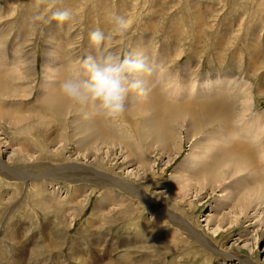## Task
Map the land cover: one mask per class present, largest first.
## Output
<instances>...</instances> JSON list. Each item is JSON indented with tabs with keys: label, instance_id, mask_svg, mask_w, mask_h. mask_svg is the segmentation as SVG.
<instances>
[{
	"label": "rangeland",
	"instance_id": "374dc122",
	"mask_svg": "<svg viewBox=\"0 0 264 264\" xmlns=\"http://www.w3.org/2000/svg\"><path fill=\"white\" fill-rule=\"evenodd\" d=\"M57 9L70 10L71 21L57 23L53 20L51 12ZM116 15H122L128 21L123 33L113 31L112 18ZM0 17V56L5 63L4 69L0 66V82L11 86L15 68L9 63V53L15 49L16 56L20 55L18 61L14 60L15 64L22 63L21 67L27 68L29 73L24 82L32 87L28 98L0 97V111L23 116L18 125L0 121V264H244L245 261H250L247 264H264V235L260 232L263 228L244 217V212L238 214L239 210L231 209V201L236 199V194L219 189L211 193L207 187L194 191L193 186L192 190L189 189L190 183L186 185L189 190L181 196L170 190L172 176L195 143L185 140V128H180L173 120L165 125L168 133L166 143L175 141L181 144L178 157L171 153L174 156L171 162H167L165 157L157 160L156 152L153 154L154 150H159L156 144L154 149L142 148L148 158L147 163L149 160L153 162L152 170L143 180L141 172L139 178L129 173L141 163L142 154L140 156V151L136 150L138 156L134 152L135 143H143L139 138L141 132L133 126L136 122L139 124L142 118H130L124 111L125 119L128 116L133 122L127 119L122 124L124 113L112 121H109L112 118L96 116L101 133L114 144L124 146L134 161L125 164L118 150L115 159H104L105 155H102L101 160L94 161L92 150V153L89 149L80 150L82 147L72 142L73 127H69V123L79 115L72 111L69 104L55 115L50 103L43 104L41 101L51 93L42 83L47 72L46 58L49 57L46 52L50 48L56 49L54 56L60 61V67L67 70L66 74L62 69L64 77H71L77 72L79 61L86 55L94 54L88 35L99 28L112 36L110 47L118 54L128 53L136 46L146 49L142 50L150 62L155 63L158 57L162 59L161 66L170 74V85L183 81L185 69L188 71L185 78L195 82L198 88L202 82H215L216 76H222L218 79L222 82L216 86L207 83L206 90L223 89L228 77L232 81L224 90L234 86V80L237 88L246 84L244 89L248 86L253 106L235 127L240 124L246 127L259 123V120L264 122V0H0ZM223 75L227 78L224 79ZM157 85V95L162 98L166 86L164 83ZM179 90L183 96L185 92ZM41 91L47 94L40 96L39 101L38 93ZM165 95L164 101L169 100L167 97L170 94ZM182 96L170 95V100L165 102L169 105L172 102L178 105L186 102L199 104V99H190L186 95L183 96L186 100H183ZM229 96L222 98L220 108L227 111L231 106V110L227 111L231 122L237 119L238 100L244 97L239 94L238 98L231 96L230 99ZM131 107L126 100L124 110ZM173 109L180 110L178 113L184 115L181 106L170 110ZM68 111L70 113L66 114V118ZM204 119L199 112L198 120L202 124L196 130L199 133L211 129ZM231 125L234 123L231 122ZM115 126L120 129L116 130ZM122 128L130 131L127 132L130 136ZM123 132L126 135L121 136ZM244 137L250 135L244 134ZM131 142H134L133 145ZM18 150L22 151L23 158ZM73 165L80 168L76 169ZM63 166L69 170H54ZM94 171L100 176L93 175ZM38 174H44L39 175L44 179ZM26 175L35 176L26 178ZM113 180L139 186L145 191L147 199L154 202L151 204L158 208L134 193L113 186ZM46 199H51L47 205L49 209L44 205ZM97 209L102 213L98 214ZM214 215H217L215 222L206 224L203 221ZM180 219L191 225L210 243L211 248L221 254L207 251ZM216 227H219L218 231ZM239 236H242L240 240ZM124 239L127 241L125 247L122 244ZM244 239L246 241L242 242ZM228 254L235 260H228L225 257Z\"/></svg>",
	"mask_w": 264,
	"mask_h": 264
},
{
	"label": "bare ground",
	"instance_id": "6f19581e",
	"mask_svg": "<svg viewBox=\"0 0 264 264\" xmlns=\"http://www.w3.org/2000/svg\"><path fill=\"white\" fill-rule=\"evenodd\" d=\"M8 3H10V2H8ZM12 12H13V10H12ZM1 20H2V18L0 17V21ZM69 21H71V20H69ZM7 22H10V21H7ZM11 22H10V24H11ZM2 23L4 25V21ZM12 24H13V22H12ZM55 26H56V23H55ZM52 35H53V33H52ZM64 35L66 36V34H64ZM43 36L46 37L45 35H43ZM142 37H140V38L143 39ZM141 39H140V41H141ZM133 45H135V42ZM48 46H50V45H48ZM87 47H89V46H87ZM87 47L85 49H87ZM131 47H133V46H131ZM143 48L142 47L137 48L136 46H134L132 48L133 50H130V52H133V51H142L143 52V50H142ZM88 49H90V48H88ZM48 51L49 52H46V54L49 57L46 58V66H45L47 68V72L44 75L42 83H43V86L46 89V91L51 92V93L49 95L45 96L43 98V100H41V99H39V97L46 95L47 93H45L44 91L39 92L38 93L39 101L40 100L43 101L42 102L43 104L49 102L51 105V111L53 113H55V115L56 114L58 115V112L63 111L65 105L69 104L71 106L70 108L72 109V111L75 114L79 115L78 117L77 116L74 117V119H72V121L69 123V127H71V128L73 127L72 138L74 140L72 139V142L75 143V145H80L82 148L77 146L78 148H80V150L83 148H84L83 150L89 149L90 153H92L91 152V150H92L94 153V155H93L94 161L101 160L102 155H105L104 159H108V158H112V157L115 159V154L117 153L116 150H118L119 157L121 156V158L125 162V164H130L131 162H133L134 158L131 157V155L128 153V150L125 149L124 146L114 144V141L112 142V140H108V137H105L101 133V130L99 128L100 126H98L99 125L98 120L96 121V116L87 114L88 110L86 108H83V107L77 106V105H73L64 95H62L59 92L58 85L61 82V80L66 78V77H64L63 73L66 72L67 70L64 71V69L60 67V61L58 60V58H56L54 56V55H56V49L52 50L50 48ZM84 51H86V50H84ZM57 55H58V53H57ZM69 56H71V55L69 54ZM2 57H3V55H2ZM5 58H7V57H5ZM18 58H20V55L17 57L15 54V49H11L10 53H9V59H10L9 63H10V65H13L12 66L13 68H15L13 70L15 72V74L12 72L11 86L8 87V86L4 85V83H5L4 81L0 82V92L3 91L2 93H0L1 99L3 97L15 98L17 96H22V99H23V98H28L30 96L32 87L29 86L28 83L24 82L26 80V78L28 77L29 72L27 73L26 67H24V66L21 67V65H24V64H22V63L20 64L18 62H16V64H15L14 60L17 59V61H18ZM44 58H45V56H44ZM161 60H159V57H158L157 61H155L154 64L160 66L163 69V67L161 66ZM34 62H35V60H34ZM4 65H5V63L2 62V58L0 56V66L2 67V69L5 68ZM6 65H8V64H6ZM33 65H35V64H33ZM72 65H71V67H72ZM185 68H186V66H185ZM34 69H35V67H34ZM62 69H63V73H62ZM184 72H185V76H184V78H182L183 81H180V84L177 82V84L174 86L173 84L170 85L171 84V81L169 80L170 74L164 70L162 77H161V80H162V84L164 83L166 88L163 85L164 90H163V87L161 89L163 90V92L166 89L165 94H167V95L170 94L172 97H177V98L179 96H182V94L179 93V91H180L179 88L181 90L183 89V91L185 92V94H183L184 97H186V95H187L190 97V99L191 98L196 99V100L199 99V101H198L199 104L186 102L183 105H178L179 103L176 102L177 104H173V102H172L173 106H172V104L169 105V103L165 102V101L170 100V95H169V98L167 97V99H169V100L164 101V99L166 98V97L164 98V96H166V95L162 92V90H160L163 93V94H161L162 98L160 96H158L157 92H156V90H157L156 86L153 87L146 95L141 96V95H137V94H130L128 96L127 104L131 105L132 107L124 110L126 115L130 116V118H132V117L133 118L135 117L136 119L142 118V121H140L141 119L139 120L140 121L139 124H137V122L134 126L131 124V126H133L135 129H137L139 132H141L139 138L143 142V143H135L136 149H134V152L136 153V155H138L139 152L137 154V151H140V156L142 154V157L145 159L142 161V157L140 158L141 163H139V166H137V168H135V171L133 170L134 168L129 171L130 176H133L134 178H139V172H141V175L143 176V180H145L147 174L152 170L151 169L152 168L151 163H153V162H151L149 160V162L147 163L148 158L145 157L146 155L144 154L142 148L148 149V148L152 147V149H154V147L157 146V148H159V150H154L153 154L156 152V156H157L158 161H159V157H160V160H162V158L165 157L167 159V162H171L174 160L173 154H175V156L178 157V154L181 152L180 151L178 153V151L181 148V144H179L180 142L179 143L175 142V141L173 142L171 140L172 141L171 143H166L168 133H167V130L165 129V127H166L165 125L169 120H173V121H175V123L180 128H185V134H186L185 140L191 141V142L195 141V143L194 144L192 143L193 145H191L189 153H187L185 155L184 159L180 163L179 170L175 171L174 176H172L173 178L170 177L171 180H170L169 186H172L170 188V190L172 192L174 191L175 193H178L180 196L183 195L187 190H189V189L192 190L191 186L194 187V189H195L194 191H199L202 188L207 187L211 191V193L216 192L218 189L223 190V191H227L229 194L232 192V193H234V195L236 194V196H235L236 199H234V198L232 199L231 209L234 211L239 210L238 214H241L242 212H244V217L250 218L251 220L254 221L253 223L256 226L263 228V230H261L260 232L262 235H264V127H263L264 122H261L259 120V123H255V124L251 123L249 126H246V127H242V124L235 127L236 124L241 123L243 118L247 115V113L250 111V109L253 106V101L248 96V89L249 88L247 86V88L244 89L246 87V84L239 85V87L237 88L235 80H234L233 81L234 86L231 85V88L228 89V91L224 90V88H227V86L230 85V83L232 81L231 78L228 77V80H226V82L224 83L225 85L223 86V89H221L223 91H221L219 89L206 90L207 83L211 82L210 80H207L208 78L206 79L207 81L202 82L199 85L200 88H198L195 85V82H193L192 80L189 81L185 78L188 71H186V69H185ZM31 73H33V72H31ZM69 73H70L69 75L71 76L70 71H69ZM35 74H37V73H35ZM66 74H67V72H66ZM62 77H64V78L62 79ZM219 77H222V76H216V78H215L216 81L211 82V83H213V85L216 86L217 83L222 82L220 80L218 82ZM223 77L225 79V78H227V75H223ZM181 83H182V85H181ZM160 86H162V85H160ZM182 86H183V88H182ZM55 88H56V90H53ZM232 92H234V93H232ZM239 94H240V96L242 95L244 97V99L238 100L240 102V104L238 101H236L237 104L240 105V108L239 109L237 108V110H239L237 117L235 116L237 119H235V121H231L232 123H234V125H231V122H229V120H228V112H227L228 110H231V109H229V108H231V106H228L227 111L225 109H221L220 108L222 106L221 102H223L221 100L225 96L228 97V95H230L229 97L231 99L232 98L231 96L237 97ZM193 95H196V96L192 97ZM211 95H213V97ZM183 96L181 98H183V100L184 99L186 100V98H184ZM187 99L189 100L188 97H187ZM226 100H228V99H226ZM173 101H175V100H173ZM191 101H193V100H191ZM159 103H160V105L158 106ZM180 104H181V101H180ZM133 105L135 106L134 108H133ZM239 105H238V107H239ZM177 106H181V108L184 112V115L183 114L180 115L178 113V112H180V110H175V109L170 110L171 108H174ZM235 106L237 107V105H235ZM196 108H199V109H197V113H196ZM225 108H226V106H225ZM124 111L121 114H123ZM73 112H72V114H73ZM199 112H201L202 117L205 118L204 119L205 123L211 127V129H209L207 132H202V133L200 132L199 133L198 131H196L199 129V126L202 125L198 120V113ZM68 113H70V111L66 112L65 116ZM125 113L123 114L124 119L122 118V121L123 120L125 121L128 119V116H126V119H125V117H124ZM119 117H118V119H119ZM235 117H233V118H235ZM66 118H67V116H66ZM130 118L128 119V121L133 122V120ZM1 120L2 121H9L13 125H18L19 123L22 122L23 116H19L17 113L14 115H12V114L10 115L8 113L0 111V121ZM57 120H61V119H57ZM62 120H63V118H62ZM112 120H114V118H112L109 121H112ZM115 120H117V119H115ZM124 121L122 124H124ZM128 121H126V122L128 123ZM134 121H135V119H134ZM113 122H115V121H113ZM106 123H108V122H106ZM116 123L117 122H115V124ZM120 123H121V121H120ZM65 126H67V121H66ZM232 126H233V128H232ZM218 127L220 128L219 130H218ZM117 128H119V126L116 127V130H118ZM252 128H254V129H252ZM104 129H105V127H104ZM122 129H124L123 131H125L126 128H122ZM174 129H175V127H174ZM55 131H57V130H55ZM116 132H117V134L119 133L118 131H116ZM127 132H130V131H127ZM127 132L125 131V133L128 136H130ZM193 132H195L196 134H194ZM121 133H122V131H121ZM125 133L123 132V134L121 136H123ZM59 134H60V132H59ZM244 134H249L250 137L245 138ZM108 135H110V134H108ZM115 135H116V133H115ZM78 136H79V138H78ZM117 136L118 135H116V137ZM128 136H127V140L129 139ZM53 137L56 138L57 136L55 137L53 135ZM125 137L126 136H124V138ZM77 138L79 140H77ZM121 139L123 140V138H121ZM131 139L133 140L132 135H131ZM137 139H138V137H137ZM240 139H241V141L242 140L250 141L252 139L254 142L252 141L253 143H250V142L249 143H245V142L243 143V142L239 141ZM51 140H53V139H51ZM125 140H126V138H125ZM119 141H117V142H119ZM148 141H150L149 144H148ZM58 142H59V140H58ZM124 143H126V142H124ZM132 143H134V142H131V144ZM154 144H156V145L154 146ZM122 145H124V144H122ZM149 145H151V146H149ZM75 148H76V146H75ZM103 150H105V151H103ZM77 152H79V151H77ZM87 152H85V153H87ZM89 152H88V154H89ZM18 153L22 154L21 157L23 158L22 151L18 150ZM171 153H173V154H171ZM24 155H25V153H24ZM79 155H80V153H79ZM81 155H83V154H81ZM147 155H149V154H147ZM137 158L139 160V157H137ZM72 167H75L76 169L80 168V167L78 168L77 165H73ZM5 168L6 167H4V169ZM6 169H8L10 172L15 173L14 170L12 171L10 168H6ZM62 169L69 170V168L65 167V166L58 167L54 170H57V172H61ZM51 171H48V173ZM193 171H195V172H193ZM16 173H17V175H23V174H20L18 172H16ZM137 173H138V175H137ZM39 175H44V174H38V176ZM51 175L53 177V174H51ZM93 175H97L96 177L100 176L95 171H94ZM34 176L35 175H32V176L26 175V178L27 177L31 178ZM104 177L106 179V175ZM39 178L44 179V176H39ZM108 180H109V178H108ZM111 183L113 184V186H118V188H122L125 191H129L131 193L136 194L137 196L141 197L142 199L148 200L147 203H150V204L154 203L153 201L147 199V195L145 194V191L141 190L139 186H134L135 184L130 186V185H126L127 183H123V182L120 183L119 181H116V180L111 181ZM189 183H190V186L188 185ZM186 185H188V187H191V188L188 189ZM110 186H111V184H110ZM247 193H250V195L247 196L246 195ZM141 198H139V199H141ZM223 198H226V196ZM49 200H51V199H49ZM49 200L46 199L44 201L45 202L44 205L47 206L48 203H50ZM112 205H114V204H112ZM151 205L158 208V206H155L154 204H151ZM46 206H44V207H46ZM44 207H43V209L45 210ZM47 208H48V206H47ZM100 209H97L98 211H96V210L95 211L98 212V214H99V212L101 214L102 212ZM216 216L217 215L209 216L208 218H206L203 221H205L206 224H209L212 221L215 222ZM179 221L184 226L188 227L187 229L190 230L196 236V239L198 240L200 245H202L205 249H207V251H209V252L211 251L215 255L221 254L218 251H216V249L214 250L213 248H211V246L209 245L210 243L208 244L205 241V239L199 234V232H196V230L193 227H191V225H189L185 220L180 219ZM250 225L251 224H249L248 226H250ZM216 228L218 231L219 227H216ZM241 237L242 236H239L238 240H240ZM104 241L106 242V240H104ZM245 241H246L245 239L242 240V242H245ZM126 242H127L126 239H124L122 242L124 247L126 245ZM118 243H119V241H118ZM124 247L122 246L123 249H125ZM114 248H113V250H115ZM116 250H118V249L116 248ZM225 257H227L228 260H232V261L235 260V259H232V256H230V255L225 256ZM248 262H250V261H245L244 264L245 263L247 264Z\"/></svg>",
	"mask_w": 264,
	"mask_h": 264
},
{
	"label": "clouds",
	"instance_id": "9594fccd",
	"mask_svg": "<svg viewBox=\"0 0 264 264\" xmlns=\"http://www.w3.org/2000/svg\"><path fill=\"white\" fill-rule=\"evenodd\" d=\"M72 12L57 9L51 18L57 23L69 21ZM113 31L123 33L128 21L122 15L112 18ZM112 36L101 29L92 30L88 40L94 54L79 61L77 72L61 80L59 92L73 105L86 108L87 114L102 118H115L125 108L130 94L146 95L162 83L163 69L150 62L142 51L118 54L110 47Z\"/></svg>",
	"mask_w": 264,
	"mask_h": 264
}]
</instances>
